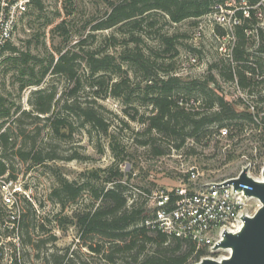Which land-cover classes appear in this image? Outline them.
<instances>
[{"label": "rangeland", "instance_id": "1", "mask_svg": "<svg viewBox=\"0 0 264 264\" xmlns=\"http://www.w3.org/2000/svg\"><path fill=\"white\" fill-rule=\"evenodd\" d=\"M120 1L42 0L41 10L31 6L20 21L11 44L36 57L28 63L34 67L35 75L51 58L54 64L60 54L67 53L74 77L48 70L40 84L21 88L30 77L21 73L24 65L16 66L8 59L0 68V96L5 99L2 111H9V115L0 116V123L5 122L3 128L10 124L12 130L14 147L8 148L6 154L11 172L16 175L12 179L21 187L16 198L22 213L26 212L36 225L34 240L45 241L35 250L23 242L28 251V254L24 251L26 263L52 264L53 253L67 249L79 263L137 264L135 252L118 253L109 262L104 255L107 252L94 254L77 245L76 214L98 202L99 199L94 202V190L100 192L111 187L109 180L117 168L124 173L121 183L127 206L141 205L147 216L149 204L137 194L136 188L145 191L177 186L198 188L208 181L236 176L244 169L256 175L264 170L261 117L251 122L232 120L227 134L221 131L225 127L220 130L213 123L202 128L197 138H187L181 147L175 146L179 139L155 131L145 132L146 125L141 120L152 109L143 95L145 76L152 79L179 76L182 83L174 93L179 95V102L188 100L184 104L195 110L203 112L206 108L205 92L209 88L223 95L237 111L255 110L247 106L251 102L249 95L220 74L221 68L225 71L223 65L232 59L220 47L228 48L230 42L220 37L219 27L211 25L212 17L186 18L175 23L165 12L152 9L114 26L97 29V24ZM59 23L63 25L60 28L56 26ZM7 54L11 57L17 53L7 51ZM191 55L196 58L193 63L188 61ZM127 56L143 60L146 69ZM91 57H106L110 64L105 71L92 74ZM211 76L215 82L210 81L205 90L186 89L193 78L204 81ZM119 82L120 96H115L111 90ZM36 89L55 95L48 114L33 109L31 102H35ZM67 102L93 108L100 114L103 126H89L77 112L65 107ZM58 120L62 126L57 132L52 124ZM145 141L148 143L143 145L141 142ZM33 143L35 151L54 159L23 161L14 153L17 148L29 150ZM154 148L161 150V154H155ZM192 170L199 174L198 179L190 178ZM63 179L82 188L76 203H67L65 207L54 190ZM251 202L249 212L253 214L258 207L256 200ZM5 212L0 193V216ZM153 248L148 242L138 260ZM206 250V257L228 256L224 248Z\"/></svg>", "mask_w": 264, "mask_h": 264}, {"label": "trees", "instance_id": "2", "mask_svg": "<svg viewBox=\"0 0 264 264\" xmlns=\"http://www.w3.org/2000/svg\"><path fill=\"white\" fill-rule=\"evenodd\" d=\"M229 1L238 3L240 0H121L119 4L113 6L111 12L97 24L96 28L114 26L152 9L165 12L169 19L176 23L186 18H198L211 12L216 4L225 5ZM248 1L253 2L255 0ZM32 6L34 9L41 10L43 7L42 0H33ZM237 13L242 15L240 11ZM56 26L60 28L63 25L59 23ZM244 27L241 25L235 28L236 43L232 50V59L236 62L234 70L238 76L239 84L244 88H249V93L255 95V101L260 104L255 109V112L252 113L247 110L237 111L232 103L212 88H207L208 91L205 92L207 106L204 111L195 110L192 105L184 104L188 103V100L183 101L181 99L182 102H179V95L176 96L174 93L182 83L179 76L166 75L154 79L145 76L146 84L144 85L143 95L146 102L152 106L149 114L141 120L146 125L145 132L151 133L155 131L156 134L167 138L179 139L178 144H175V146L181 147L187 138H197L198 132L202 128L213 123L217 124L220 130L225 127L227 132H229V123L232 120L239 119L251 122L261 117L262 121H264V92L257 89L260 84L264 83V80L257 81L245 74V71L254 73L256 69L263 70L264 68V58L262 56V53H264V34L262 30H258L260 41L256 47L251 49L250 47L254 45V42L245 34ZM166 39L168 41L170 38ZM6 49L17 54L11 57L7 54L3 59L2 65L9 59L16 66L18 64L24 65V68H21V73H27L30 76L28 80L21 84V88L26 85L40 84L48 70L51 73L64 72L70 74L71 77L75 76L73 75V65L70 64L67 53L60 54L54 64L53 58H51L46 66H41L39 75L36 76L34 67L28 64L31 59L36 58L34 55L29 52L19 51L11 42L6 45ZM137 56L142 57L139 54ZM127 59L139 62L146 69L143 60L140 61L135 56H127ZM107 60L106 57H91V62L89 63L91 73L105 71L110 64ZM249 62L251 63L249 64ZM223 67L225 71L223 72V68H221L220 74L224 79L232 80L233 68L231 62L223 65ZM210 81L215 82L213 76L204 81L193 78L187 82L186 89L198 87L201 90H205ZM121 86L120 82L116 83L111 90V94L120 96L117 89ZM33 95H35V102H31L33 109L40 114H48L51 110V102L55 98L54 93H45L44 89H36L33 91ZM4 100L3 96H0V116L9 115L8 110L3 109L2 111ZM65 107L77 112L89 126H103L100 114L93 108L82 107L77 105L76 102H67ZM61 122L58 120L57 124L55 122L52 124L57 132L62 126L60 125ZM4 123H0V177L6 176L14 179L16 175L11 172V166L8 163L6 154L8 148L14 147L11 136L12 130L10 124L3 128ZM22 134L25 135L24 133ZM141 143L145 145L148 142ZM14 153L19 155L23 161L33 160L40 162L46 157L54 159L53 156H42L39 151H35L34 143L29 150L23 151L22 148H17ZM154 153L161 154V150L154 148ZM123 174L117 168L113 179L109 180L112 182L111 187L104 188L100 192L94 190L95 197L93 199L94 202L99 199L98 202L93 204L88 210L76 214V225H78L79 232L77 245L86 247L94 254L100 255L102 252H107L104 255L109 262H113L118 253L135 252L133 258L137 264H194L207 254L204 246L198 247L193 241L168 237L161 231L149 230L143 223L147 216L143 207L141 205L135 206L134 204L130 207L127 206V197L122 193L123 182L121 183V178ZM81 189L80 186L75 185V182L67 179L61 180L59 185L54 188L62 207H65L67 203H76ZM22 214L23 242L34 250L40 249L45 243L44 239L38 238L34 240L33 233L36 225L32 223L33 219L29 218L26 212L23 211ZM148 242L154 246L153 250L145 253L138 260ZM25 252L28 254V251ZM52 262V264H88L76 261L74 255L72 253L69 254L67 249L60 254L53 253Z\"/></svg>", "mask_w": 264, "mask_h": 264}, {"label": "built area", "instance_id": "3", "mask_svg": "<svg viewBox=\"0 0 264 264\" xmlns=\"http://www.w3.org/2000/svg\"><path fill=\"white\" fill-rule=\"evenodd\" d=\"M32 2L33 0H0V68L7 54L6 45L11 42L20 21L24 19L32 6ZM239 11L242 15H238ZM202 16L212 17L211 25L215 24V27H219L222 30L220 37L230 42L228 48L220 47L228 51L227 55H230V58L236 43V27L245 26V34L253 40L254 47L260 41L258 30H262L264 34V0L253 2L240 0L238 3L229 1L225 5L216 4L211 12ZM262 56L264 58V53ZM195 59L192 55L188 57L191 63L195 62ZM235 64L236 62L231 59L233 79L228 81H232L237 89L249 95L251 102L248 101L247 106L255 110L260 104L255 101L256 96L249 93V88H244L239 84L234 70ZM245 74L248 77L260 78L257 81H263L264 68L263 70L256 69L254 73L245 71ZM263 86L257 89L264 92ZM221 131L226 134L227 129ZM262 172L256 175L247 171V175L255 181H262ZM239 174L222 180L205 182L198 188L177 186L148 191L136 188L137 194L150 207L149 216L143 221L144 225L149 230L161 231L168 237L193 241L198 247L204 246L214 251L213 246L222 238L225 230H231L236 225L242 224L244 215H252L249 212V207L253 205L251 201L256 200L257 207L260 206L257 198L245 193V190L253 188L251 184L239 183L236 188L234 183H227L229 179L237 178ZM190 178L196 180L199 174L192 170ZM20 191L21 187L16 185L12 178L0 177V193L6 210V214L0 216V264H29L24 259L25 246L21 233L22 208L16 198ZM205 257H201L197 262Z\"/></svg>", "mask_w": 264, "mask_h": 264}, {"label": "water", "instance_id": "4", "mask_svg": "<svg viewBox=\"0 0 264 264\" xmlns=\"http://www.w3.org/2000/svg\"><path fill=\"white\" fill-rule=\"evenodd\" d=\"M263 180L255 181L242 170L237 178L227 181L238 187L239 183L251 184V190H245L246 195L257 198L260 206L252 215L242 217V226L233 233L223 232L222 238L216 242L213 249L229 248L228 256L217 260L205 257L195 264H264V170Z\"/></svg>", "mask_w": 264, "mask_h": 264}, {"label": "bare ground", "instance_id": "5", "mask_svg": "<svg viewBox=\"0 0 264 264\" xmlns=\"http://www.w3.org/2000/svg\"><path fill=\"white\" fill-rule=\"evenodd\" d=\"M241 226H242V224H238V225L235 226V228H233V229H231V230H229V231L235 233V232H237V231L240 229ZM224 249H226L227 252H228V254H229L230 249H229V248H224ZM225 257H226V256H225ZM217 260H220V259H217Z\"/></svg>", "mask_w": 264, "mask_h": 264}]
</instances>
